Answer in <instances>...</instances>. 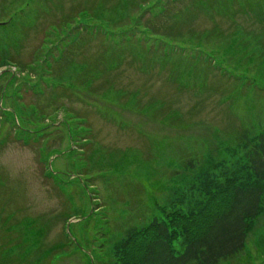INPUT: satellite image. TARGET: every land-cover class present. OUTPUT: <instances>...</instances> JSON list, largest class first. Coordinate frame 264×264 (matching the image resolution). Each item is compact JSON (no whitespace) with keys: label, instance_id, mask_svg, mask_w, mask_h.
<instances>
[{"label":"rangeland","instance_id":"1","mask_svg":"<svg viewBox=\"0 0 264 264\" xmlns=\"http://www.w3.org/2000/svg\"><path fill=\"white\" fill-rule=\"evenodd\" d=\"M138 1L0 0V264H114L264 129V0Z\"/></svg>","mask_w":264,"mask_h":264},{"label":"trees","instance_id":"2","mask_svg":"<svg viewBox=\"0 0 264 264\" xmlns=\"http://www.w3.org/2000/svg\"><path fill=\"white\" fill-rule=\"evenodd\" d=\"M228 1L203 3L221 13ZM146 3L143 0L135 5L140 9ZM102 20L105 18L101 24ZM161 34L169 38L168 32ZM237 142L244 146L245 154L236 174L227 180L210 173V182H199L197 192L189 194L186 201L185 196L175 202L172 214L164 220L129 227L116 246L114 264H219L239 255L250 223L260 213L264 200V129L253 137L243 131Z\"/></svg>","mask_w":264,"mask_h":264}]
</instances>
